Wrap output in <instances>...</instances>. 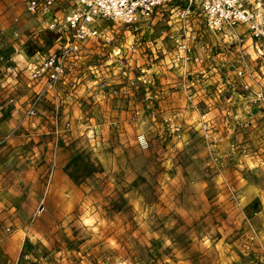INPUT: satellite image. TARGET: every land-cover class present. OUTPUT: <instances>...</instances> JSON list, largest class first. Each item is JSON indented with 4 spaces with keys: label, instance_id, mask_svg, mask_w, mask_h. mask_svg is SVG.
<instances>
[{
    "label": "rangeland",
    "instance_id": "rangeland-1",
    "mask_svg": "<svg viewBox=\"0 0 264 264\" xmlns=\"http://www.w3.org/2000/svg\"><path fill=\"white\" fill-rule=\"evenodd\" d=\"M26 3L27 0H0V76L7 68L14 69L10 73L12 82L5 86L0 97L1 115L11 116L14 104L19 101L27 108L35 95L27 94L21 100L20 87L28 89L30 82L27 74L30 67L25 63L29 59L36 61L43 49L39 48V55L29 54L28 43L33 40L39 43L44 33L31 32L35 26H29L31 22L24 16ZM178 3L181 1L159 7L151 19L136 24L140 37L136 41L133 39L136 44L133 52L128 50V44L132 42L130 35L124 32L125 26L100 22L109 26L112 40L110 43L100 40L87 43L81 65L74 70L79 76L76 82L86 84L84 93L96 92L110 87L106 84L109 81L103 78L108 77L107 74L118 76L122 81L119 85L127 96L126 104L130 91L138 99L140 108L137 112L142 108L143 115L141 112L132 114L135 120L140 116L149 119L151 114L153 123L144 129L116 128L115 135H120L122 141L109 143L106 149L118 148L122 157L114 161L110 155L106 163L117 170H108L99 162L96 146L78 148L71 153L64 172L78 189V196L76 204L67 213L57 214L52 210L46 214L44 211L39 218H34V210L32 213L29 207L40 195L43 204L46 203L49 193L33 189L32 183L27 181L32 178L14 175L11 167L9 175L3 178L15 189L5 194L9 206H0V242L19 227L23 229L25 239L14 263L7 260L12 257L9 252L1 255L0 250V264H264V258L252 248L247 227L239 220L235 209L238 191H233L231 196L221 190L217 192L215 186L216 182L227 179L236 187L242 183V176L234 177L232 171L226 172L227 164L215 159L221 154L220 149L210 152L202 146L200 137L191 131H188L191 142L186 144L187 140L182 139L184 129L170 126L171 123L168 125L163 119V88L174 93L182 87L172 76L183 66L172 57L182 25L175 20L170 8ZM74 7L72 0H56L53 15L61 19ZM188 22L190 31L196 35L195 49L203 59L198 71L229 74L231 67H227V63L234 55L228 49L229 40L221 33L209 31L201 19ZM118 47L122 59L114 55L113 51ZM171 61L173 66H170ZM162 71L169 76V82L161 79L167 78ZM194 71L186 72L191 81L200 76ZM149 76L153 77V82ZM138 77L145 82L138 81ZM220 77L225 80L223 75ZM131 78L136 79L135 85L130 84ZM93 96L80 99L79 103L83 102V106L93 104ZM69 123H64L63 137L59 136L56 143L60 140L69 142L73 131ZM34 130L19 124L4 135L9 141L17 139L19 146L36 149L39 155L41 147L54 151L51 136L45 134L48 136L46 141ZM88 130L96 136V126ZM141 134L148 143L145 148L138 142L137 137ZM6 145L0 141V150ZM14 148L10 144L9 149ZM115 162L118 165H114ZM49 163L44 168V175H35L45 187L54 161ZM35 233L40 237L34 236Z\"/></svg>",
    "mask_w": 264,
    "mask_h": 264
},
{
    "label": "crops",
    "instance_id": "crops-1",
    "mask_svg": "<svg viewBox=\"0 0 264 264\" xmlns=\"http://www.w3.org/2000/svg\"><path fill=\"white\" fill-rule=\"evenodd\" d=\"M24 16L31 22L29 26H35L32 27L31 32L33 34L41 32V35L44 33V38L41 40L39 39V43L35 40L28 43L29 46L27 50L29 54L39 55V48L43 49H41V56L36 57L38 58L36 61L34 59H29V62L25 63L30 67L27 70L28 81L30 82H28V89L24 86L20 87L21 100H24L27 94H35L45 87L43 81H33L30 79V70L48 54L56 50L60 44L56 35L44 28L42 18L38 15L29 14L26 11V6H24ZM244 31L245 28L243 26L237 28L238 33H244ZM124 32L130 35V42H133L134 36L132 35V31L126 29ZM243 37L245 40L243 48L247 56L253 59L256 56L255 50L250 45V39L247 38L248 35L244 33ZM84 51H87V45L83 48L82 53ZM82 53L75 68L81 65ZM164 58H166V56ZM173 63L174 62L171 61L170 66H173ZM182 65V70H177V72H175L176 74L172 75L177 78V81L182 85L180 90H178V92L169 93L163 88V100L161 101V112L162 115H164L163 119L171 117V126L181 124L182 130L184 129L182 139L184 141L187 140L186 144L191 142L189 134L191 131L194 134L196 133L197 137H200L199 139L202 142V146L204 148L206 147L210 152L220 149L222 152L220 155L217 154L218 157L215 159L220 163L224 162L227 164L228 167L226 168V172L230 170L234 177H238L236 175L242 176V183L238 184L236 187H234L232 182H228L227 179H225L224 182L221 181L222 183L216 182L215 186L217 192L221 190L222 192L228 193L227 195L231 194V196H233V191H238V206L235 207V209L238 210L239 220L247 227L248 240L251 241L252 248L257 251L260 257L264 258V153L261 152L259 143L260 138L264 137V104L257 107L248 103L247 99L237 97V114L241 119L250 120L251 127H242L246 129V132L237 129L234 133L231 132V135H226L223 141L213 144L210 139H205V137L202 136L201 132L198 131V127L203 114L215 118L217 122L221 121V114L218 104H216L218 99L215 94V88L222 86L223 79L220 75L225 76L226 74L222 72L214 74L212 71L204 72V70L203 72L202 70L198 71V69L202 67L191 63H182ZM228 66L231 67L230 69L232 70L233 65L231 62ZM193 69L195 70L194 72L197 71L200 75L198 78L196 77L197 79L195 81H191L189 74L186 73ZM11 72L13 73L14 69L7 68L5 71H2L0 76V97L3 96L6 89L5 86L10 85L13 80V76L10 75ZM73 74L74 71L63 79L54 89H47L45 91L41 101L36 107V118L26 116V104L21 105L20 101L14 104L11 116L8 114H0V141L7 144L0 150V206L3 204L7 207L9 206V201L5 199V197H7L5 194L15 189L14 186L8 183L10 181H6L3 178V176L9 175L10 169L13 167L14 171H12V173L14 175H22L23 177L28 175L32 178L27 181L32 183L33 189L36 191L38 189L41 193L44 191L49 193L47 202L44 204L41 201V195L40 198H35V203L29 207L32 213L33 210L35 212L41 204H43L45 211L43 212L46 214H49L52 210L57 211V214L67 213L76 204L75 202L78 196V189L64 172V167L69 161L71 153L78 148L85 149L88 146H96L99 149L97 155L99 162L108 170H117V168L111 169V166L106 163L107 158L110 159V155H112L114 161H119L118 158L122 157L120 149L116 148L113 149V151L106 149V147H109V143L114 142L116 144L122 141L120 135H115L116 128L128 127V129H130L133 127H140L144 129L152 125L154 118L151 114L149 119L147 116H140L139 120H135L136 118L133 116L134 113L137 114L141 112V115H143L142 108L137 112V109L140 108L137 104L138 99L134 98V94L130 93V91L128 92L130 95L128 99L129 102L126 104L125 97L127 96L119 85L122 81L118 76H110L107 74L108 77L103 78L109 81L106 84L110 87L99 89L96 92L92 90L88 93L87 91L84 93L86 84L84 85L83 83L79 84L76 82L79 76ZM162 74L167 77V73L165 74L164 71H162ZM230 75H232V72H230ZM149 77L153 82V77ZM231 78L233 77L231 76ZM161 79L163 82L170 81L169 76L167 78L163 76ZM190 91L195 92L197 99L200 101V111L193 110L191 105L186 102V95ZM151 93L153 94V92ZM92 94H94L93 98H95L93 104L83 106V102L81 104L79 103L80 99H86L87 96H91ZM136 96H138V94ZM66 121H70L69 124H71L73 128L69 137V142L71 141V143L68 146H65V144L67 145L69 143L66 142V140H60L58 143L55 142L59 139V136H62L61 133L64 130V123ZM19 124H22L25 128H35L34 133L44 137L46 141L48 136L46 135L45 137V134L50 135L51 140L55 143L54 151H52V148L49 151L41 147L39 155L34 148L31 150L25 146H19L20 143L17 139L10 141L5 139L4 134L9 133L14 127L19 126ZM92 126L97 127L95 137L92 136L91 131L88 130ZM220 128L224 132V128L222 126H220ZM221 130L220 132L222 133ZM10 144H12L13 148L15 147L13 150L9 149ZM237 144L238 147L244 145L248 146L251 155L249 157L243 156L235 146ZM24 160L26 162H24ZM51 160L54 161V163L50 165L53 170L51 174H49L50 178L49 181L47 179V186L45 187L44 183L41 184L36 180V176L41 177L44 175V168L46 164H50L49 162ZM41 162L44 163L42 164ZM114 165L118 164L115 162ZM5 182H7L6 185L4 184ZM222 200L221 198L220 201ZM220 201H217V203ZM32 207L36 208L33 209ZM24 236L25 233L23 229L21 230V227H19V230L9 234V237L2 238L0 242V250H2L1 255L5 252H9L12 257L5 256L9 263L15 262L18 252L24 245ZM34 236L40 237L38 233H35Z\"/></svg>",
    "mask_w": 264,
    "mask_h": 264
},
{
    "label": "built area",
    "instance_id": "built-area-1",
    "mask_svg": "<svg viewBox=\"0 0 264 264\" xmlns=\"http://www.w3.org/2000/svg\"><path fill=\"white\" fill-rule=\"evenodd\" d=\"M176 1L181 3L172 5L170 12L182 26L178 29L179 35L175 39L172 55L174 62L202 66L203 59L195 49L196 35L190 31L188 24L192 19H201L209 31L221 33L229 40L228 49L234 52L229 59L231 63L233 62V68L230 69L232 75L226 72L222 86L215 88L221 121L217 122L215 118L203 114L198 131L205 139H210L211 143L216 144L237 129L245 131L243 128L251 127L250 120L239 118L236 98L243 97L257 107L264 104V0H72L75 7L66 12L61 19L53 15L56 0H27L26 11L31 15L40 16L44 28L54 33L60 44L30 70V79L43 81L45 87L36 92L28 102L26 116H35L36 107L45 91L54 89L73 73L87 43L99 40L103 43L111 42L112 31L108 25L100 24L102 20L120 23L128 30L131 28L136 41L140 37L136 24L151 19L157 8L171 5ZM242 26L245 28L244 33L248 35L247 38L250 39V45L255 50L256 56L253 59L247 56L243 48L244 33L237 32V28ZM135 45V42L128 44L129 52L134 51ZM113 52L118 59H122L120 47ZM137 80L145 82L140 77ZM129 82L135 85L136 79L131 78ZM186 102L193 110H201L195 92L187 93ZM164 121L170 125L171 117L164 118ZM220 126L224 128V132ZM176 127L180 129L182 126L178 124ZM137 138L142 148L147 147L148 143L143 134ZM259 143L261 152L264 153V137L260 138ZM235 146L243 156L251 155L248 146L238 147V144ZM43 211L44 206L41 204L33 217L37 218Z\"/></svg>",
    "mask_w": 264,
    "mask_h": 264
}]
</instances>
